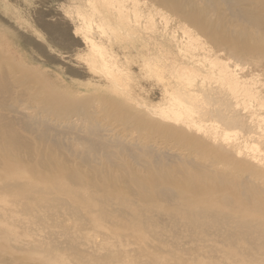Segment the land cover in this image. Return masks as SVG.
I'll list each match as a JSON object with an SVG mask.
<instances>
[{"label":"rangeland","instance_id":"374dc122","mask_svg":"<svg viewBox=\"0 0 264 264\" xmlns=\"http://www.w3.org/2000/svg\"><path fill=\"white\" fill-rule=\"evenodd\" d=\"M139 1L144 18L129 32L115 14L95 13L93 0H0V186L18 182L20 187L46 184L66 188L71 182L57 173L61 168L77 172L83 180L114 184L107 190L112 200L106 206L89 187L71 186L86 196V206L79 208L82 215L77 217L67 215L60 205L32 202L29 206H41L27 214L20 191H0V264H102L96 259L108 254L124 259L106 264H144L148 257L137 255L143 248L157 264H178L175 257L189 264H264V161L244 154L257 143L264 158V137L255 143L240 137L238 143L226 145L181 124L158 120L146 108L164 106L162 83L140 71L148 62L150 66L164 64L167 70L187 67L203 74L209 68L205 53L195 51L191 58L185 49L184 31L214 53L220 49L212 45L211 36L235 40L244 35L264 43V0H254L263 7L255 10L258 21L245 13L251 0H189L201 7L200 15L212 29L208 34L195 25L179 23L167 6L162 5L163 9L159 3ZM187 1L169 0L182 14ZM152 7L156 9L153 13ZM167 14L171 15L168 22ZM148 15L155 16L154 30L145 26ZM83 19L101 21L117 34L109 33L103 39L95 26L88 33ZM86 40L102 48L133 96L113 93L104 78L89 71ZM217 58L240 81H249L248 67L238 66L225 53H218ZM260 66L250 70L260 73L256 88L264 99V64ZM197 87L204 94L211 90L206 84ZM199 94L203 101L202 92ZM133 97L145 105L139 107ZM53 99L84 104L93 126L78 120L74 125L62 122L54 113ZM236 112L247 134L248 125L252 126L247 124L248 113L237 108ZM259 113L264 117V109ZM201 120L219 132L225 130L216 122ZM97 137L111 145L99 149L96 143L95 150L89 145ZM90 148L95 151L88 161L84 157ZM239 149L242 155L237 154ZM132 173L155 175L157 186L170 193L165 196L157 189H145L144 195L157 198L155 208L145 211L140 190L129 178ZM184 182L187 185H181ZM183 198L196 207L232 216L234 220L221 223L219 229L235 232V242H227L212 225L189 224L181 214L190 209L182 205ZM103 212L113 218L103 217ZM53 240L64 246L79 245L86 251V262L69 252L48 254L46 249ZM27 243L36 249L28 248Z\"/></svg>","mask_w":264,"mask_h":264},{"label":"bare ground","instance_id":"6f19581e","mask_svg":"<svg viewBox=\"0 0 264 264\" xmlns=\"http://www.w3.org/2000/svg\"><path fill=\"white\" fill-rule=\"evenodd\" d=\"M93 1L94 3L92 5L94 6L93 10L95 13L98 14L100 13V10H105L108 13L115 14L118 20H121L122 22L126 23L124 24L125 27H127L125 28L126 31L128 29L129 32H131L133 31L132 29L139 27L141 24L140 18H144L140 13L141 10L139 0ZM148 1L155 4L159 3L163 9L164 7L162 5L167 6V12L171 13L172 16L177 17V21L182 25L187 26L188 23L195 25L206 34H208L212 30L209 26L205 24L204 17H201L200 15L199 9H201V7L198 6V9L197 6H195L189 0H186L187 6H185L186 4L184 5L183 14L182 10L172 6L169 0ZM250 2L252 3V5L249 6L248 10L245 13L247 14L248 12V16L251 15L250 18L253 19V21H258L259 15L258 13H256L255 10L262 9L263 7L258 6L259 4L255 3L254 0H251ZM128 3H130L129 7L126 6ZM150 10L152 11V13L156 11L154 7H152ZM158 12L155 14L160 15V13ZM171 15L167 14L165 18V20H167L166 22H168ZM154 17V15H148V17L146 18L145 26H148L150 30L155 29L153 21L155 19ZM94 21L95 20L93 19H83L85 29L86 31H88V33L92 31L93 26H95V28L99 31L100 37H103V39L109 33L117 34L114 29H107L101 21L98 24ZM128 23H131L132 26H130V24ZM122 28H124V26ZM183 33L186 40V43L184 42L185 49L190 52L191 58L194 57L192 55L195 51H203L205 53V61L207 62L209 68H207L203 72V74H201L187 67H174L172 68V70H167L164 64H154V66H150L148 62L143 64L142 70L140 71H142V74L146 77H150L152 75L159 82L162 83L161 92L163 99H165V104L161 109H157L155 107H147L146 110L153 114V116L157 117L160 121H170L173 123L181 124L183 126L195 130L200 134L206 135L207 137L220 139L226 145L238 143L240 137L247 138L246 140H249V142L251 141L253 143L256 142L255 139H263L264 117L260 116L259 111H262V109H264V99L260 97L258 88H256V85L258 84V78L260 77L257 74L260 73L255 74V72H252L250 68L252 67L256 69L261 67L260 64H264V55H262V53H264V43L257 42L256 40H253L250 37L248 38L244 35L240 37L238 36V38L235 40L220 39L211 36L210 42L212 43V45L217 46L218 50L220 49V51L214 53L213 50L210 49L211 47H206L203 43H201L199 38L193 36L187 31H184ZM94 36L96 35L93 34V37ZM243 37L245 39H243ZM86 42L88 43L90 48V59L87 61L89 71L96 73L98 78H104V80L110 84V88L113 93L119 95L123 94L127 96H133L130 88L128 89L127 87V83L123 84L119 74L109 64L108 58L106 57L102 48L92 40H86ZM218 53H225L229 58L236 59L237 61L235 60V62H237L238 66H241L242 68L248 67V76H250L249 81H240V78H238L237 73H235L234 71H230L231 69L227 65H222L219 60H217ZM238 54H243L244 57ZM210 57H215V59H213L212 61L210 60ZM86 58H88V56ZM261 75L264 77L263 72ZM198 84H206L208 87H210L211 90L204 94L203 90H200V88L197 87ZM200 92H202L203 94V101L199 97ZM135 98H132L133 101H135L137 105L142 108L145 103H140ZM53 100L51 101L53 103L52 107L55 111L54 113L62 120V122L67 123L69 125H74L78 121H83L85 124H87L86 126H93V124H91L89 112L84 104H75L69 102H64L62 104V102H60L59 100ZM58 102L60 103L57 106L56 103ZM203 102L206 103V106H204ZM233 108L235 109V112L232 110ZM236 108L240 111L248 113L247 124H251L252 126L248 125L247 134H244L246 129L241 126V118L237 114ZM227 109L231 110L229 111ZM201 119H206L210 122H216L217 124L221 125L225 130L219 132L216 126L212 124H210V126H206L202 123L203 120ZM42 123L44 124V122ZM42 123L41 125H43ZM46 127L47 129H49V126L46 125ZM61 128L63 129V127ZM44 129L46 130V128ZM76 131L78 132V130ZM99 132L101 131L99 130ZM117 143L118 142L116 141L115 144ZM246 143L247 141H244V144ZM91 144H93V148L96 145L100 144L99 149H102L101 146H103L104 149L106 144L111 145V143L106 142V140L102 139L101 137H97V139L93 140V142L90 143L89 146H91ZM147 146L150 147L149 145H144L145 148ZM93 148L87 150L84 158L87 159L89 156H91V154L96 150L95 148V150ZM237 154L242 155L243 151L239 149ZM244 154L249 155V157L253 158L255 161H264V158L262 157L263 155L260 154L259 146L257 145V143L252 146L250 151H245ZM57 173L61 176L68 177V180L71 182L68 187L56 188L55 186L49 187L46 184L42 186L29 184L20 187V183L17 184V182L9 184L5 183L4 185L0 186V191H20L19 194L22 198L21 201L22 203H24L23 206L25 207L24 212L27 214L37 211L35 210V208L41 206L38 204L34 208L29 205H32L33 203H43L46 207H52L55 204L60 205L63 209H65V212L69 216H81L82 214L80 213L79 208L81 206H86V196L74 192L73 189H71V186H87L92 190V194L94 196H98L99 201L102 202L105 206L109 204V202H111L112 194L107 190L110 188V186L112 187L114 185L112 181L107 180L103 182H94L90 178V180H83L79 177L77 172L62 168L59 169ZM129 178L131 180V183L135 185L138 190H140V201L143 203V209L145 211H151L153 208H155L157 200L156 196L153 194L144 195L143 192L145 189H153L155 191L157 189L160 193L164 195L166 193H170L168 188L167 190L165 188L157 186V177L155 175L140 176L132 173L129 175ZM181 185H187V182H184ZM173 189L178 190L179 186H174ZM191 189H196V187L191 186ZM174 195L175 192H173L171 196ZM31 202L32 204H29ZM193 203L194 202L190 199H182V205L190 207L189 210H183V212L181 213L185 215L189 224L197 227L212 225L214 229L213 231L215 233L223 234L224 239L227 242H235L237 236L235 232H232L231 230H224L225 232H221V230L219 229V225L221 223L232 222L234 220L232 216L223 213H221L222 215L213 213L214 211L211 212L207 209L196 207ZM102 210L106 211L105 207ZM102 215L103 217L113 218L111 215L106 214V212H103ZM172 215L174 216L175 214ZM134 219L138 221L140 219V216L136 215ZM36 221L40 223L41 219H37ZM64 221L66 222L65 217ZM247 225L248 224H245L244 227H247ZM65 230H67V228H65ZM26 246L30 249H36L35 245H32L30 243H27ZM63 246L64 245H62L61 243H57V241H54L52 245L46 249V252L48 254H54L57 252H69L72 255L81 258L83 260V263L86 262L84 258L86 251L82 250L79 245L74 246L72 244H68L64 247ZM38 248L39 247L37 246V249ZM139 254L141 256L148 257L147 262L144 264H157L156 258L150 255L146 248H143V250H141V252H138L137 255ZM123 259L124 257H121L120 255L114 256L112 254H108L103 258L96 259V261H99V263L102 264H106L123 261ZM175 261L178 264H189L188 261H186L185 259H181L178 257H175Z\"/></svg>","mask_w":264,"mask_h":264}]
</instances>
